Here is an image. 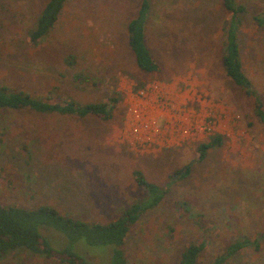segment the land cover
Segmentation results:
<instances>
[{
	"label": "rangeland",
	"instance_id": "obj_1",
	"mask_svg": "<svg viewBox=\"0 0 264 264\" xmlns=\"http://www.w3.org/2000/svg\"><path fill=\"white\" fill-rule=\"evenodd\" d=\"M47 1L0 0V89L80 106L116 93L121 98L110 120L0 110V204L27 210L48 205L73 219L106 224L138 203H152L135 182L137 170L161 198L126 236L121 250L130 264H177L195 241L205 244L199 264H212L234 242L245 249L224 264H264V124L252 100L223 74L229 14L222 1L149 0L145 42L161 68L155 74L138 69L127 45L126 27L141 0H67L54 29L32 45L29 34ZM236 1L246 9L238 38L243 70L264 98V28L254 20L264 13V0ZM193 67L206 72L215 96L231 107L236 125H227L233 133L201 160L197 148L203 143L197 141L146 151L131 146L127 101L133 91L127 87L139 89ZM186 166L184 178L171 177ZM72 246L93 264H109L111 247L83 240ZM0 264L56 263L11 254Z\"/></svg>",
	"mask_w": 264,
	"mask_h": 264
},
{
	"label": "trees",
	"instance_id": "obj_2",
	"mask_svg": "<svg viewBox=\"0 0 264 264\" xmlns=\"http://www.w3.org/2000/svg\"><path fill=\"white\" fill-rule=\"evenodd\" d=\"M229 19L223 28L221 66L225 77L230 79L237 87L242 89L253 102V111L256 117L264 124V98L262 93L253 87L246 76L241 62L238 43L241 17L246 9L236 0H221ZM67 0H48L35 21L33 30L29 34V42L39 45L56 26L59 16ZM149 0H141L137 17L133 18L126 27L127 45L134 55L135 63L144 73H158L160 65L153 59L145 42V21L149 10ZM264 12V11H263ZM257 25L264 28V13L254 18ZM142 87L141 85L139 88ZM119 94L110 96L106 102L98 104L78 105L73 100L65 102L48 103L33 98L24 92H14L7 88L0 89V110L30 109L37 113H56L61 115H78L85 117L95 115L104 120L113 116L114 106L120 101ZM208 142L200 144L197 148L199 159H203L208 150L221 146L223 140L220 136H211ZM186 166L173 173L171 177L184 178L189 173ZM137 186L144 188L152 195V203L143 202L132 206L123 215L110 223H88L60 214L48 205H42L35 210L23 207L6 206L0 204V260L11 254H24L54 261L56 264H93L87 256L73 251V244L83 240L93 247H111L109 264H130L121 247L132 226L148 208H153L160 201V189L148 182L140 171L133 172ZM42 230V235L40 234ZM47 233V234H46ZM55 236L56 238H52ZM65 238V239H64ZM57 239L64 242L62 247L53 246ZM63 239V241H62ZM66 243V244H65ZM245 244L234 242L217 257L212 264H224L239 255ZM205 248L204 242L198 241L188 244L181 252L177 264H199L200 253Z\"/></svg>",
	"mask_w": 264,
	"mask_h": 264
},
{
	"label": "built area",
	"instance_id": "obj_3",
	"mask_svg": "<svg viewBox=\"0 0 264 264\" xmlns=\"http://www.w3.org/2000/svg\"><path fill=\"white\" fill-rule=\"evenodd\" d=\"M168 86V82L151 81L127 101V140L140 151L204 143L219 132L221 119L214 106L203 107L202 97L193 101L189 95L183 98L182 92L171 94Z\"/></svg>",
	"mask_w": 264,
	"mask_h": 264
},
{
	"label": "crops",
	"instance_id": "obj_4",
	"mask_svg": "<svg viewBox=\"0 0 264 264\" xmlns=\"http://www.w3.org/2000/svg\"><path fill=\"white\" fill-rule=\"evenodd\" d=\"M190 70V72L184 73L182 75L179 74L166 80L156 81L168 82V90L172 92L171 94H178L179 92H182L183 98L189 95L193 101L194 97H202L199 99V102L203 107L208 108L209 106H214L215 110L217 111L216 116L218 115V118L221 119L219 120V132L215 136H220L222 140L228 139L226 137H229L230 132L233 133V130H231L227 124L229 122H234V126L236 125V116L234 115V112L232 111L231 107L226 105L225 100L215 96V91L213 90L211 80L202 68L193 67ZM119 86L126 87L127 82L121 81ZM127 88L133 92L140 89L135 88L132 85ZM180 101L186 103L185 99L180 98Z\"/></svg>",
	"mask_w": 264,
	"mask_h": 264
}]
</instances>
